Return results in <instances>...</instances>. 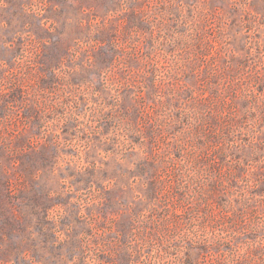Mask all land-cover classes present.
I'll use <instances>...</instances> for the list:
<instances>
[{"label":"rangeland","instance_id":"rangeland-1","mask_svg":"<svg viewBox=\"0 0 264 264\" xmlns=\"http://www.w3.org/2000/svg\"><path fill=\"white\" fill-rule=\"evenodd\" d=\"M0 264H264V0H0Z\"/></svg>","mask_w":264,"mask_h":264}]
</instances>
